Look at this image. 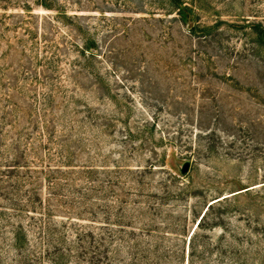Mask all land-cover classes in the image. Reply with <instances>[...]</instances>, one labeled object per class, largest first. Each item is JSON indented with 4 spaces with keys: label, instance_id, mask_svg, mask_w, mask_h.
<instances>
[{
    "label": "trees",
    "instance_id": "1",
    "mask_svg": "<svg viewBox=\"0 0 264 264\" xmlns=\"http://www.w3.org/2000/svg\"><path fill=\"white\" fill-rule=\"evenodd\" d=\"M18 4L0 12V264H116L121 245L124 264H263L264 181L230 191L213 171L198 185L182 167L155 177L169 143L219 173L215 158L264 135L246 107L264 109V6L207 23L195 0ZM176 25L185 39L159 58ZM232 31L244 43L229 51ZM232 55L255 81L211 68ZM229 81L250 97L232 124L217 83Z\"/></svg>",
    "mask_w": 264,
    "mask_h": 264
},
{
    "label": "rangeland",
    "instance_id": "2",
    "mask_svg": "<svg viewBox=\"0 0 264 264\" xmlns=\"http://www.w3.org/2000/svg\"><path fill=\"white\" fill-rule=\"evenodd\" d=\"M22 1L24 0H0V12H3L4 6L9 7L8 12L19 11V9L16 8V5H21L18 3H22ZM195 1H197L199 7H201L200 13L202 15V21H205L207 23L218 19H222L225 21H236L243 18L244 16L252 17L251 14L256 13L258 9L264 6V0ZM35 11L37 13H40L41 15L50 13L49 11L41 7H36ZM133 15L138 16L139 14ZM164 24L168 23L166 22ZM173 36L176 41H183V39H185L180 33L179 25H176V27L173 29L172 37L168 36L167 38L162 39L160 43H156V45L154 46V51L159 58L166 59L167 57H169V54L172 53L171 47L174 44ZM227 37L228 38L227 40H225V45L228 44L230 46L229 51H232L233 46L239 48L242 47L244 39L241 33L233 31L228 32ZM215 60V63H211L210 66L212 68L219 65L218 72H220L221 74H232L238 78H241L245 84H248L250 82L252 83L256 79L257 68L255 67V65H250L248 61L247 63H242L239 66L234 67V55L228 56L226 59L221 60V62L218 59ZM120 74L124 76V72H121ZM229 82L231 83H217L223 88L222 92L224 93V95H226V114H229V116L227 115V123L232 124L233 122L235 123L240 121V119L243 118V115H245V112L240 110L238 107L241 105L240 101H243V103H248L250 97L247 94L242 93L240 90H237L236 86L232 85V81ZM120 92L124 93V87L120 88ZM233 106H237L235 107L236 109H233ZM246 107L254 108L251 114L253 117H257L258 115L264 120V116H261V114H264L263 108L259 109L257 105L251 104H246ZM169 118L171 120V123L175 127H180L183 125V128H190L192 131L194 130V128H192L190 124L188 125L183 119H181L178 114H175L173 116L170 115ZM186 133L191 134V132L189 131ZM239 146V151L241 152L240 156H237L236 158H232L230 160L215 158L214 161L217 168L214 169H218L219 173L209 167L210 163L206 158H190L192 160L190 173L193 172L195 183L198 185L199 183L204 182L203 178L205 177L206 172L213 171L217 174L216 180H218V183L217 181H215L216 187H218L217 184L219 185L220 181V184L223 185V183H225L227 189H229L230 191L237 188L239 182L243 183L244 185H251L258 182V184L253 185L254 187L263 184L264 135L261 134L258 138V141L245 140L244 143L242 145L239 144ZM163 149L167 151V161L165 163V166H156L158 175H156L155 180L160 179L161 175L163 174L162 169L170 172L178 171V169L183 166L188 156H190L189 154L186 155L185 153L181 154L179 152V147L175 144L169 143L165 145ZM127 163H130L134 169L137 168V164H144L143 159L139 158V156L135 157L133 160L131 159L130 162ZM117 249L115 248L114 252L112 253V256L115 257L114 261H116V264H124V245L117 247ZM12 257V254L7 255L5 259L6 264H17L13 261ZM261 262L262 259L259 261V264H262Z\"/></svg>",
    "mask_w": 264,
    "mask_h": 264
},
{
    "label": "water",
    "instance_id": "3",
    "mask_svg": "<svg viewBox=\"0 0 264 264\" xmlns=\"http://www.w3.org/2000/svg\"><path fill=\"white\" fill-rule=\"evenodd\" d=\"M190 169V162L186 161L182 166V173H187Z\"/></svg>",
    "mask_w": 264,
    "mask_h": 264
}]
</instances>
